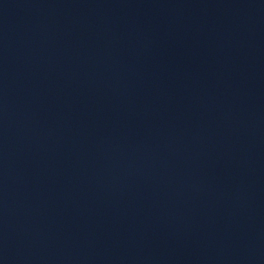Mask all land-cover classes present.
<instances>
[{"label":"water","instance_id":"1","mask_svg":"<svg viewBox=\"0 0 264 264\" xmlns=\"http://www.w3.org/2000/svg\"><path fill=\"white\" fill-rule=\"evenodd\" d=\"M0 264H264V0H0Z\"/></svg>","mask_w":264,"mask_h":264}]
</instances>
